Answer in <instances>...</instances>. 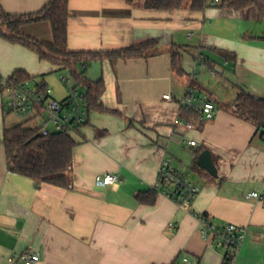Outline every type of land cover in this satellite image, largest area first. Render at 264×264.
I'll return each mask as SVG.
<instances>
[{
    "label": "crops",
    "instance_id": "obj_1",
    "mask_svg": "<svg viewBox=\"0 0 264 264\" xmlns=\"http://www.w3.org/2000/svg\"><path fill=\"white\" fill-rule=\"evenodd\" d=\"M47 1L0 5L10 14H29ZM68 9L71 51L102 53L158 42L146 57L103 55L82 66L85 79L102 82V110L88 108L87 123L69 134L75 146L67 187L9 170L3 133L25 121L5 109L0 94V264L26 251L39 253L34 264H170L182 254L197 264H222L223 249L202 238L194 215L157 192L152 204L137 200L138 193L152 192L162 159L199 186L192 202L196 213L219 225L247 227L234 264H264V206L245 197L264 193V127L232 110L239 89L264 99V0L240 10L209 4L202 12L188 4L149 9L145 0H69ZM21 32L52 39L46 21L24 24ZM171 47L181 55L180 75L171 65ZM61 67L0 36V76L23 71L62 99L65 91L59 92L51 74L66 70ZM188 87L214 102L212 119L200 121L197 111L181 106ZM204 149L215 177L197 165ZM105 173L118 175V184L96 183L95 176Z\"/></svg>",
    "mask_w": 264,
    "mask_h": 264
},
{
    "label": "trees",
    "instance_id": "obj_2",
    "mask_svg": "<svg viewBox=\"0 0 264 264\" xmlns=\"http://www.w3.org/2000/svg\"><path fill=\"white\" fill-rule=\"evenodd\" d=\"M68 3L69 0H48L40 10L29 14H10L0 5V36L9 42L33 49L41 59L61 65V68L68 71L72 80L86 89L88 108L102 110V107L97 105L102 82L91 83L85 79L82 66L89 60L103 55L114 58L146 57L156 47L158 40L149 39L126 48L102 53L71 51L66 45ZM187 4L191 11L202 12L209 5V0H188L187 3L186 0H145V7L155 10H177ZM218 4L225 8L240 10L252 5L253 0H220ZM38 21L49 23L51 41L39 40L21 32L22 25ZM180 61L181 55L175 47H171V65L178 75L182 74ZM12 75L18 79L29 78L23 71H15ZM191 110L189 111L192 113ZM232 110L238 117L255 123L257 129L264 127V99L255 98L239 89ZM3 142L10 171L31 178L37 183L46 182L62 187L70 184L68 171L75 142L69 134L58 132L44 136L38 133L36 127H27L20 123L4 130ZM154 195L153 191L141 192L136 198L141 203L152 204ZM170 264L181 262L175 258Z\"/></svg>",
    "mask_w": 264,
    "mask_h": 264
},
{
    "label": "built area",
    "instance_id": "obj_3",
    "mask_svg": "<svg viewBox=\"0 0 264 264\" xmlns=\"http://www.w3.org/2000/svg\"><path fill=\"white\" fill-rule=\"evenodd\" d=\"M219 2L220 0H209L210 5ZM211 74L214 75L213 70ZM61 80L66 85V95L62 99H57L50 87L32 84L31 79H18L15 75L0 76L3 105L9 113L21 117L25 122L40 119L41 122L36 128L41 135L77 132L88 121L87 97L73 82L67 83L70 81L69 77L62 75ZM163 96L170 98L169 94ZM180 104L197 111L200 121L210 120L214 116V102L206 95L195 93L191 87L186 89ZM179 124L187 128L194 127L190 121L181 120ZM188 144L195 145V141L189 140ZM95 181L100 185L113 187L118 184L119 177L110 173L98 174ZM151 190L174 202L179 209L194 215L201 226L202 238L223 249L222 264H234L245 239L247 227L231 223L219 225L208 215L196 213L192 208V202L200 190L199 186L188 175L174 167L168 159L161 160ZM245 197L254 199L264 206V193L261 190L250 191ZM38 259L37 251H26L14 257L11 264H34ZM180 262L197 264L196 260L189 259L184 254L180 256Z\"/></svg>",
    "mask_w": 264,
    "mask_h": 264
},
{
    "label": "water",
    "instance_id": "obj_4",
    "mask_svg": "<svg viewBox=\"0 0 264 264\" xmlns=\"http://www.w3.org/2000/svg\"><path fill=\"white\" fill-rule=\"evenodd\" d=\"M197 165L204 169L209 175L217 176V169L213 164L211 153L208 149H204L197 157Z\"/></svg>",
    "mask_w": 264,
    "mask_h": 264
},
{
    "label": "rangeland",
    "instance_id": "obj_5",
    "mask_svg": "<svg viewBox=\"0 0 264 264\" xmlns=\"http://www.w3.org/2000/svg\"><path fill=\"white\" fill-rule=\"evenodd\" d=\"M187 1L188 0H186V3H187ZM51 74L53 75L52 80H54L59 92L62 93L65 91V95H66V86L64 87L65 83L61 80V76L63 75V76L69 77L70 81H68L67 83L71 84L73 82V80L70 77L68 71L67 70H61V71L57 70V71H53ZM32 84H35V83L32 81ZM64 88H65V90H64ZM36 121L37 120H29V121L25 122L24 125L27 127H33L36 124Z\"/></svg>",
    "mask_w": 264,
    "mask_h": 264
}]
</instances>
